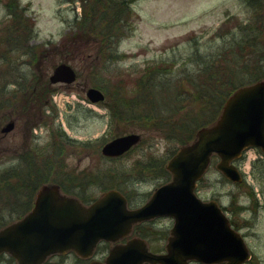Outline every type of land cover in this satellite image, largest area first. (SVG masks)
I'll return each instance as SVG.
<instances>
[{
	"label": "trees",
	"instance_id": "obj_1",
	"mask_svg": "<svg viewBox=\"0 0 264 264\" xmlns=\"http://www.w3.org/2000/svg\"><path fill=\"white\" fill-rule=\"evenodd\" d=\"M76 1L80 2L81 16L75 15L69 24L71 32L63 40L92 36L99 43L97 53L105 56L103 60L120 58L113 49L131 31L133 0H61L69 4ZM244 4L249 14L246 19L227 18V22H232L227 31L216 32L206 47L201 48L198 38L193 39L191 52L179 68L174 61H151L129 78L130 87L108 86L98 79L91 84L105 93L110 126L133 125L145 133L142 144L148 143L152 135L167 142L160 157L142 153L132 164L118 157L115 164L93 171L68 165L70 152L66 146L77 148L89 143H75L54 123L57 112L49 101L56 87L48 82L45 71L35 67L43 46L49 42L32 43L36 34L34 18L19 0H6L0 19V109L10 107L12 118L24 131L38 121L40 112L44 125L51 130L49 140L41 144L22 139L13 147L14 154L7 157L16 162L0 170V203L6 207L0 226L9 222V216L17 218L29 209L35 192L44 183L57 184L63 192L88 202L94 198L87 191L91 187L125 191L128 181L157 185L166 181L170 174L165 162L177 147L193 140L199 128L214 122L226 98L238 86L264 78V0H244ZM20 66L23 73H16ZM48 108L54 113L45 114ZM246 194L252 198L254 192ZM233 197L237 199L236 195ZM241 208L229 207L237 213ZM140 231L144 236L151 235L147 226Z\"/></svg>",
	"mask_w": 264,
	"mask_h": 264
},
{
	"label": "rangeland",
	"instance_id": "obj_2",
	"mask_svg": "<svg viewBox=\"0 0 264 264\" xmlns=\"http://www.w3.org/2000/svg\"><path fill=\"white\" fill-rule=\"evenodd\" d=\"M4 1L0 0V19L4 13ZM19 1L28 7V12L34 18L36 34L32 38L33 42L43 44L48 41L50 43L48 46H43L40 64L36 63L35 67L45 71L47 75L55 64L65 60L77 72L75 82L69 85L56 84L55 87L57 90L76 94L80 99L79 105L74 104L66 110H61V116L58 111V117L57 115L54 117V123L58 124L59 121L67 135L78 139L74 140L75 143L90 142L87 146L81 144L77 148L66 146V151L70 152L68 165L77 170L86 167H97V170H102L105 165L109 166L107 165L109 161L99 157L101 145L100 142H95L96 138L103 137L108 140L119 132L145 134L133 128V125H126V128L108 126L107 110L101 104L87 101L85 97L87 87L95 84L94 81L97 79L100 83L107 82L108 86L121 84L130 87L132 84L128 82L132 83V79L129 78L139 74V70L151 61H174L179 68L182 59L191 52V37L197 36L202 45L201 48L206 47L214 33L225 32L227 31L225 29L232 24L227 22L226 18H245L247 15L243 0H133L130 4L132 7L131 31L121 37L113 49L121 57L115 60H103L105 56L102 58L97 53L99 43L96 42V38L79 35L73 40L68 37L63 40L65 35L71 32L69 24L72 23L73 17L82 11L80 3H77L73 9V5L61 3L60 0ZM16 73H23L21 66ZM116 78H121L122 82L113 83ZM9 111H11L10 107L0 109V129L7 121L12 120V114ZM39 114L33 128L37 132L32 130L30 134V130L24 131L16 122L14 128L8 133L3 134L0 131L1 160H4L12 152L13 147L24 138L38 141V144L49 140L51 127L44 125L45 119L43 120ZM146 142L136 146L133 153L124 157L123 161L132 164L135 159L142 156V153L148 152L155 157H160L167 147V142L158 135H152L150 141ZM248 155L257 158L260 154L257 149H246L235 162L242 175L240 185L223 177L215 166L218 159L214 157L200 179L196 193L204 200L215 199L226 207L230 205L231 196H237L238 201H234L243 206V209L238 213L231 209L233 213L228 211L227 214L229 217L236 218L238 230L245 237L249 247L251 258L245 264H264V166L256 167L252 173L251 165L250 167L246 165ZM110 161L113 162L112 164L118 162ZM7 162L1 164L0 169L10 162L13 163ZM133 185L125 188L132 193L134 203H138L140 199H143L144 194L147 196L157 186L153 182L145 181ZM251 186L255 193L252 198L246 194L252 190ZM91 191L95 196L100 195L99 191ZM233 207L236 208L237 205ZM8 219L12 221L14 218ZM156 222L157 229H169L171 225L169 218H161ZM164 244L165 240L152 241L151 247L160 250ZM4 260L0 264H8L7 260ZM53 260L52 264H80L81 262H83L81 264H88L90 258L81 260L76 255L70 254L64 259L57 256Z\"/></svg>",
	"mask_w": 264,
	"mask_h": 264
},
{
	"label": "water",
	"instance_id": "obj_3",
	"mask_svg": "<svg viewBox=\"0 0 264 264\" xmlns=\"http://www.w3.org/2000/svg\"><path fill=\"white\" fill-rule=\"evenodd\" d=\"M75 78L74 69L61 62L54 66L49 81L71 83ZM86 95L92 102L104 97L95 87L88 88ZM13 125L11 121L1 130L7 132ZM139 139L137 133L118 136L101 151L120 155ZM248 146L264 152V80L239 87L227 98L216 122L199 129L195 140L170 158L166 168L171 179L140 207L128 209L125 197L114 189L83 205L57 186L43 185L31 210L0 229V252L10 253L18 264H41L49 254L69 249L87 257L99 240L115 241L137 221L168 215L174 223L165 253H153L133 240L112 247L104 262L90 264H242L249 257L243 238L217 203L202 201L194 189L213 153L220 158L216 167L230 180L239 181V172L230 161Z\"/></svg>",
	"mask_w": 264,
	"mask_h": 264
},
{
	"label": "flooded vegetation",
	"instance_id": "obj_4",
	"mask_svg": "<svg viewBox=\"0 0 264 264\" xmlns=\"http://www.w3.org/2000/svg\"><path fill=\"white\" fill-rule=\"evenodd\" d=\"M131 238H142V236L140 235V234H137V232H135L134 230H131V232L128 234V236L126 235V236H124L123 238H121L120 240H118V241H116V242H114V243H109L108 242V246L110 247L111 245H116V244H124L125 242H127L129 239H131ZM149 241V239H146V240H144L145 241V243H147V245L149 246V244H148V241ZM107 248H105V250H106ZM164 249H165V246L162 248V251H164ZM103 251V253L99 256V258L98 259H100V260H102L104 257L102 256V255H104L105 254V252L106 251ZM2 260H0V262H1ZM143 264H148V263H143Z\"/></svg>",
	"mask_w": 264,
	"mask_h": 264
}]
</instances>
